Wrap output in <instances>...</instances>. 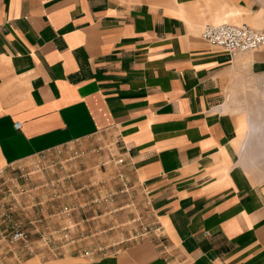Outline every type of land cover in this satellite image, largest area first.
<instances>
[{
    "label": "crops",
    "instance_id": "0c3cea01",
    "mask_svg": "<svg viewBox=\"0 0 264 264\" xmlns=\"http://www.w3.org/2000/svg\"><path fill=\"white\" fill-rule=\"evenodd\" d=\"M157 1L0 0V204L36 236L0 264H264V184L232 105L264 82V47L201 38L263 30L264 0Z\"/></svg>",
    "mask_w": 264,
    "mask_h": 264
},
{
    "label": "rangeland",
    "instance_id": "374dc122",
    "mask_svg": "<svg viewBox=\"0 0 264 264\" xmlns=\"http://www.w3.org/2000/svg\"><path fill=\"white\" fill-rule=\"evenodd\" d=\"M138 1H148L150 3H154L156 0H138ZM164 1V0H162ZM162 1H157L162 2ZM234 16V15H232ZM224 22L233 23L241 25L237 22H231L229 19L227 21H222L219 23L216 22H209L212 25H218ZM206 24L202 27H204ZM247 95L242 97L241 103H233L234 107H237V111L242 113L244 118L246 119V126L245 131L242 134V139H244V153L247 159H249L252 165V173L253 176L257 178L261 183L264 184V82H260L258 86H253L252 88H248L246 90ZM252 127L254 130L252 131ZM251 132V133H250ZM62 153V152H61ZM61 153H50L43 155L38 158H34L29 161V166H31V175L34 176L37 173L43 172L53 173L59 166L52 168V165L56 166L58 155ZM54 170V171H53ZM100 178H96L94 181H99ZM95 183V182H94ZM79 188V187H78ZM93 189V188H92ZM2 192V193H1ZM4 191H0V200L4 197L11 198L9 194H3ZM17 194V192H16ZM23 196V195H22ZM29 194H24V202L27 203ZM32 198V197H31ZM20 199V198H19ZM58 199V198H56ZM60 199V198H59ZM58 199V200H59ZM31 200V199H30ZM32 201V200H31ZM11 206H4L0 204V251L2 248L5 251H12L10 254L12 255L13 252L18 251H28V248L32 246V241L36 238L35 234L32 230V225L29 223V217L27 215H17L14 213L15 211H11ZM3 211H6L7 214L2 215ZM61 211V210H60ZM59 211V213H60ZM42 213L41 206H38L37 214L40 215ZM19 227L23 230H26L29 233V240L27 244L25 243H12L11 242V233L14 228ZM40 235V234H39ZM38 235V236H39ZM41 236H39L40 238ZM42 240V237H41ZM43 241V246H45V241Z\"/></svg>",
    "mask_w": 264,
    "mask_h": 264
},
{
    "label": "built area",
    "instance_id": "2783aa9c",
    "mask_svg": "<svg viewBox=\"0 0 264 264\" xmlns=\"http://www.w3.org/2000/svg\"><path fill=\"white\" fill-rule=\"evenodd\" d=\"M201 38L209 45L220 48L230 55L255 51L264 47V29L256 30L245 24L238 25L228 22L218 25L207 24L202 30ZM20 126V123L16 124L18 129ZM70 210V208L65 207L61 211V214L67 213ZM65 232H68L65 239L69 241V229H65ZM55 234L50 232L49 236L51 238L49 240L44 239V241L52 248L56 255H61L62 246L55 244L56 240L53 238ZM29 236L26 230L16 227L11 233V242L27 244Z\"/></svg>",
    "mask_w": 264,
    "mask_h": 264
},
{
    "label": "bare ground",
    "instance_id": "6f19581e",
    "mask_svg": "<svg viewBox=\"0 0 264 264\" xmlns=\"http://www.w3.org/2000/svg\"><path fill=\"white\" fill-rule=\"evenodd\" d=\"M254 130V127H252V131Z\"/></svg>",
    "mask_w": 264,
    "mask_h": 264
}]
</instances>
